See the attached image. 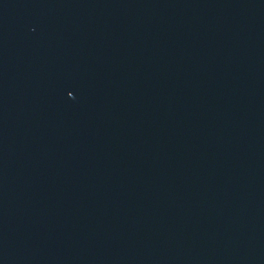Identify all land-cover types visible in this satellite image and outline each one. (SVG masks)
<instances>
[{
  "label": "water",
  "instance_id": "1",
  "mask_svg": "<svg viewBox=\"0 0 264 264\" xmlns=\"http://www.w3.org/2000/svg\"><path fill=\"white\" fill-rule=\"evenodd\" d=\"M0 264H264V0H0Z\"/></svg>",
  "mask_w": 264,
  "mask_h": 264
}]
</instances>
